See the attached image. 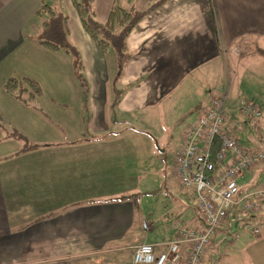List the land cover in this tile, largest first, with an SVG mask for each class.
Wrapping results in <instances>:
<instances>
[{
  "label": "crops",
  "instance_id": "0c3cea01",
  "mask_svg": "<svg viewBox=\"0 0 264 264\" xmlns=\"http://www.w3.org/2000/svg\"><path fill=\"white\" fill-rule=\"evenodd\" d=\"M162 1L131 33L122 67L84 31L72 0H0V264H132L136 247L166 243L143 236L152 217L138 214V189L121 190L127 168L106 160L132 145L131 132L146 144L139 137L156 136L159 122H181V145L219 97L228 120L241 124L240 142L257 145L237 109L255 103L264 128V99L253 92L263 87L264 98V0ZM150 3L135 7L145 12ZM43 4L69 18L74 53L40 45ZM113 4L95 0L98 22L107 23ZM242 72L235 85L232 75ZM25 78L39 83L40 95L30 98ZM10 79L22 84L17 92L6 90ZM242 83L252 92L240 102ZM75 150L99 151L101 160L65 161ZM263 166L246 173L250 186ZM188 195L192 205L167 219L200 228Z\"/></svg>",
  "mask_w": 264,
  "mask_h": 264
},
{
  "label": "built area",
  "instance_id": "2783aa9c",
  "mask_svg": "<svg viewBox=\"0 0 264 264\" xmlns=\"http://www.w3.org/2000/svg\"><path fill=\"white\" fill-rule=\"evenodd\" d=\"M227 110L224 99L212 98L187 129L174 157V176L191 193L201 227L187 229L172 218L176 238L136 247L132 264H201L217 230L226 222L241 225L254 237L264 236V184L250 191L238 182L249 170L264 164L262 112L248 100L237 109L257 144L249 149L238 138L241 124L230 122ZM162 246L167 249L157 253Z\"/></svg>",
  "mask_w": 264,
  "mask_h": 264
},
{
  "label": "rangeland",
  "instance_id": "374dc122",
  "mask_svg": "<svg viewBox=\"0 0 264 264\" xmlns=\"http://www.w3.org/2000/svg\"><path fill=\"white\" fill-rule=\"evenodd\" d=\"M72 72L75 74L73 69ZM239 75H242L240 76L242 80L245 78L243 72L242 74H233L235 85ZM240 87L238 89L241 91L239 94L241 102L248 99L242 96L243 93L249 94L252 91L244 90L243 83ZM253 92L256 101L262 104L264 99L263 87H258ZM126 123L128 124V122ZM159 125L160 128L155 132L156 136L142 134L139 137L140 139L146 136V144L138 140L139 135L137 133L131 132L130 135L126 136L125 142L132 145L119 155L108 153L106 160H119L117 162L122 163L127 168L125 169L127 175H125L121 190L138 189L139 196L135 201L138 214L143 217H152L151 228L143 232V236L150 241L168 242L174 237L172 233H174L173 228L176 231V225L171 218L167 219V217L170 214L180 212L183 208L186 209V206H191L192 201L189 199L188 192L183 191L176 183L173 173L174 157L183 135V130L180 127L181 122L174 124L161 121ZM137 141L139 142L137 143ZM80 151L75 150L72 159L66 157L64 160L79 162L101 160L99 151ZM251 181L252 175L248 176L247 174L245 181L239 179L238 182L244 188L248 187L250 191H253L263 185L264 171L255 179L253 186L249 185L254 183ZM201 264H264V236L254 237L239 224L230 227L227 225L225 229H220L213 237V242Z\"/></svg>",
  "mask_w": 264,
  "mask_h": 264
},
{
  "label": "trees",
  "instance_id": "16d2710c",
  "mask_svg": "<svg viewBox=\"0 0 264 264\" xmlns=\"http://www.w3.org/2000/svg\"><path fill=\"white\" fill-rule=\"evenodd\" d=\"M138 0H114L108 21L101 24L96 18L95 0H72L73 6L80 18L82 27L88 36L105 52L113 50L120 66L130 59L128 38L133 30L149 14L158 9L165 1L151 0L148 9L140 12L135 5ZM36 16L42 20L40 45L52 52L65 51L74 53L70 42L69 18L56 12L50 6L43 4ZM23 83L30 89V98L41 94L39 83L31 78H25ZM22 84L16 79L6 82L8 92H17ZM216 147L214 152H217Z\"/></svg>",
  "mask_w": 264,
  "mask_h": 264
}]
</instances>
